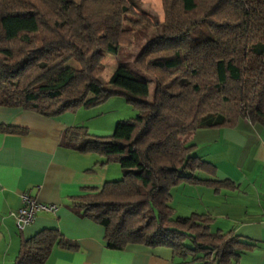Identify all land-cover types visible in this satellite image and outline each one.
I'll return each instance as SVG.
<instances>
[{
	"label": "trees",
	"instance_id": "16d2710c",
	"mask_svg": "<svg viewBox=\"0 0 264 264\" xmlns=\"http://www.w3.org/2000/svg\"><path fill=\"white\" fill-rule=\"evenodd\" d=\"M160 5L159 33L130 63L118 62L105 87L104 53L131 46L140 28L158 23L137 12V0H0V105L52 117L123 98L136 114L116 120L109 135L83 125L61 132L62 148L94 153L121 170L119 180L73 205L103 227L106 248L166 247L180 264H238L253 242L212 230L209 213L175 216L170 190L184 182L215 191L230 185L194 174L215 170L192 154L184 137L194 130L234 127L241 118L264 128V0ZM71 58L77 68L65 65ZM24 131L0 124V133ZM54 245L77 248L42 229L22 239L12 264H42Z\"/></svg>",
	"mask_w": 264,
	"mask_h": 264
},
{
	"label": "crops",
	"instance_id": "0c3cea01",
	"mask_svg": "<svg viewBox=\"0 0 264 264\" xmlns=\"http://www.w3.org/2000/svg\"><path fill=\"white\" fill-rule=\"evenodd\" d=\"M137 5L162 21L160 0H137ZM106 112L89 114L78 108L44 117L0 105V124L25 129L23 133H0V264H12L22 239L42 229H55L77 244L75 250L54 245L42 264H180L166 247L129 244L121 250L106 248L103 227L82 216L73 205L78 197L121 177L117 164L59 144L61 132L74 125H83L94 135H109L111 125L104 119L121 117H104ZM105 124L107 127H103ZM186 140L193 144L194 156L215 167L212 175L202 172L198 177L225 181L232 187L221 186L215 191L211 186L184 182L171 188L177 192L182 187L181 197L185 200L178 203L182 202L189 212L209 213L212 230H231L253 242L254 247L264 242V128L241 118L234 127L196 129ZM172 193L170 203L175 210ZM21 194L37 202L54 203L58 210L55 214L37 212L33 221L19 231L11 212L19 207ZM257 264H264V249Z\"/></svg>",
	"mask_w": 264,
	"mask_h": 264
},
{
	"label": "rangeland",
	"instance_id": "374dc122",
	"mask_svg": "<svg viewBox=\"0 0 264 264\" xmlns=\"http://www.w3.org/2000/svg\"><path fill=\"white\" fill-rule=\"evenodd\" d=\"M161 13L162 10L160 9ZM137 12H139V9H137ZM150 15V20L154 19L156 20L158 23H155L154 25L143 29L140 28L136 34L135 40L133 42V44L131 46H120V48L118 49L116 54H109V53H104L102 59H101V64H102V70L101 73L99 75L100 80L102 82V84L105 87H109V85L106 83L110 74L112 73V71L114 70V68L116 67L118 62H128L130 63L132 58L134 57L135 53L138 52L139 48L141 47V45L144 43V41L146 39H148L149 37L156 35L157 33H159V28H160V23L161 21L157 20V17L153 16V14H150L149 12H147ZM65 65L67 67L70 68H77L79 65L78 63L74 60V59H69L65 62ZM152 82L149 84V90L151 91L152 89ZM149 97H151V95L149 94ZM147 96V98H149ZM108 109L109 112H106ZM88 112H90L89 114H92L96 111H105L106 113L104 114L105 116H112L114 114L115 117L120 116L121 118L119 119H128V118H132L135 116L136 114V110L131 107V105L127 104L125 102V100L121 97L118 96H113L109 99L108 103L104 104V105H97L95 107H92L91 109L88 108L86 109ZM90 110V111H89ZM118 115V116H117ZM107 118L104 119V123H106V121H108V124L110 123V127L108 126V129H113V125L115 123L116 120H119L118 118H114V120L108 119ZM103 127H107L106 124L103 125ZM110 130V131H111ZM188 136V135H187ZM184 137L185 139L187 138ZM196 176L201 175L202 176V172H195L194 173ZM181 184V183H180ZM177 186V185H176ZM202 188V187H200ZM182 187H180L177 192H174V190L170 191L173 195H174V200L173 203H175V210H174V215L175 216H187L189 215L191 212H189V209L184 207V204L182 202L178 201L181 199L185 200V197H181L182 191H181ZM191 200V199H190ZM192 205V204H191ZM262 249H264V242H259L254 249H252L251 251L248 252H243L240 255V264H257L259 262L260 259V254L262 253Z\"/></svg>",
	"mask_w": 264,
	"mask_h": 264
},
{
	"label": "built area",
	"instance_id": "2783aa9c",
	"mask_svg": "<svg viewBox=\"0 0 264 264\" xmlns=\"http://www.w3.org/2000/svg\"><path fill=\"white\" fill-rule=\"evenodd\" d=\"M58 206L54 203L37 202L26 194L20 195V205L16 211L11 212L15 227L21 231L25 226L30 224L37 212L55 214Z\"/></svg>",
	"mask_w": 264,
	"mask_h": 264
}]
</instances>
